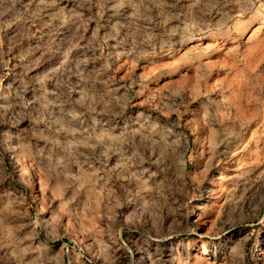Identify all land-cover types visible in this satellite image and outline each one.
<instances>
[{
	"label": "rangeland",
	"instance_id": "obj_1",
	"mask_svg": "<svg viewBox=\"0 0 264 264\" xmlns=\"http://www.w3.org/2000/svg\"><path fill=\"white\" fill-rule=\"evenodd\" d=\"M0 264H264V0H0Z\"/></svg>",
	"mask_w": 264,
	"mask_h": 264
}]
</instances>
